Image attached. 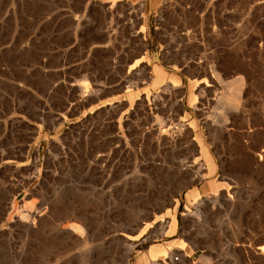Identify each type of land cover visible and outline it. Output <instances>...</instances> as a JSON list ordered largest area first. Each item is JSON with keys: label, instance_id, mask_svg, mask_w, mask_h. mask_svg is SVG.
<instances>
[{"label": "rangeland", "instance_id": "obj_1", "mask_svg": "<svg viewBox=\"0 0 264 264\" xmlns=\"http://www.w3.org/2000/svg\"><path fill=\"white\" fill-rule=\"evenodd\" d=\"M0 264H264V0H0Z\"/></svg>", "mask_w": 264, "mask_h": 264}, {"label": "bare ground", "instance_id": "obj_2", "mask_svg": "<svg viewBox=\"0 0 264 264\" xmlns=\"http://www.w3.org/2000/svg\"><path fill=\"white\" fill-rule=\"evenodd\" d=\"M238 90H239V88H237V83H235L234 85H233V88H232V91H230L227 95H225V100L226 101H233L235 98H236V96H237V93H238ZM227 92V91H226ZM79 234V233H78ZM153 246H154V244H153ZM160 248V247H159ZM174 248V247H173ZM164 249V248H163ZM181 249V248H180ZM163 252V251H162ZM160 253V252H159ZM148 254L149 255H151V256H155V255H157V250H156V248H154V247H150V249H149V251H148ZM148 255V256H149Z\"/></svg>", "mask_w": 264, "mask_h": 264}, {"label": "crops", "instance_id": "obj_3", "mask_svg": "<svg viewBox=\"0 0 264 264\" xmlns=\"http://www.w3.org/2000/svg\"><path fill=\"white\" fill-rule=\"evenodd\" d=\"M241 150H242V149H241ZM243 159H246L247 161L250 160V158L248 157V155H247V157H246V155H243ZM149 249H150V248L147 249V251H146L147 253H148ZM177 259H178V258H177ZM168 261L171 262V263L174 262V261L172 260V258H171L170 260H168Z\"/></svg>", "mask_w": 264, "mask_h": 264}, {"label": "built area", "instance_id": "obj_4", "mask_svg": "<svg viewBox=\"0 0 264 264\" xmlns=\"http://www.w3.org/2000/svg\"><path fill=\"white\" fill-rule=\"evenodd\" d=\"M177 258H178V257L175 255V256L172 257V260H173V261H176Z\"/></svg>", "mask_w": 264, "mask_h": 264}]
</instances>
